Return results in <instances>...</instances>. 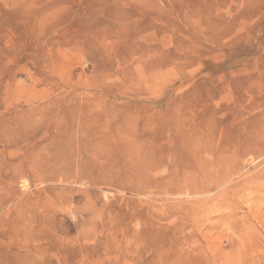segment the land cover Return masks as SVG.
Instances as JSON below:
<instances>
[{
    "label": "rangeland",
    "instance_id": "obj_1",
    "mask_svg": "<svg viewBox=\"0 0 264 264\" xmlns=\"http://www.w3.org/2000/svg\"><path fill=\"white\" fill-rule=\"evenodd\" d=\"M0 264H264V0H0Z\"/></svg>",
    "mask_w": 264,
    "mask_h": 264
},
{
    "label": "bare ground",
    "instance_id": "obj_2",
    "mask_svg": "<svg viewBox=\"0 0 264 264\" xmlns=\"http://www.w3.org/2000/svg\"><path fill=\"white\" fill-rule=\"evenodd\" d=\"M10 252V251H9ZM7 253V252H6Z\"/></svg>",
    "mask_w": 264,
    "mask_h": 264
}]
</instances>
